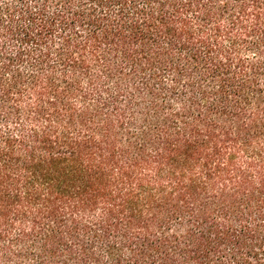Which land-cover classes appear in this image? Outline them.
Segmentation results:
<instances>
[{"label":"trees","instance_id":"1","mask_svg":"<svg viewBox=\"0 0 264 264\" xmlns=\"http://www.w3.org/2000/svg\"><path fill=\"white\" fill-rule=\"evenodd\" d=\"M0 264H264V0H0Z\"/></svg>","mask_w":264,"mask_h":264}]
</instances>
